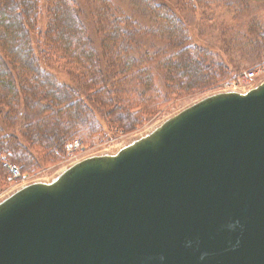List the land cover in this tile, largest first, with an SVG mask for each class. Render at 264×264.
Returning <instances> with one entry per match:
<instances>
[{"label":"water","instance_id":"obj_1","mask_svg":"<svg viewBox=\"0 0 264 264\" xmlns=\"http://www.w3.org/2000/svg\"><path fill=\"white\" fill-rule=\"evenodd\" d=\"M0 264H264V79L17 189Z\"/></svg>","mask_w":264,"mask_h":264},{"label":"trees","instance_id":"obj_2","mask_svg":"<svg viewBox=\"0 0 264 264\" xmlns=\"http://www.w3.org/2000/svg\"><path fill=\"white\" fill-rule=\"evenodd\" d=\"M50 1L44 41L74 59L86 73L75 78V85L60 83L43 70L37 38L32 36L37 34L42 0H0V167L5 175L4 158L30 170L41 164L40 155L53 157L65 149V144L75 139L73 134H79V139L97 131L99 122L81 96L88 90L99 94L97 105L106 107L111 117L131 126L137 122L136 115L128 113L130 106L134 103V111L137 100L149 104L157 91L153 85L155 63L177 88L206 83L217 74L220 65L205 64L201 47L189 43L183 20L162 0H140L164 27H170L165 30L170 41L157 53L140 47L146 26L120 8L106 4L100 12L97 9L94 15L100 20L93 28L86 22L88 15L81 0ZM131 78L136 83L129 82ZM21 104L25 111L39 107L47 116L35 122L23 120L26 125L20 131L10 132L11 122L28 114Z\"/></svg>","mask_w":264,"mask_h":264},{"label":"rangeland","instance_id":"obj_3","mask_svg":"<svg viewBox=\"0 0 264 264\" xmlns=\"http://www.w3.org/2000/svg\"><path fill=\"white\" fill-rule=\"evenodd\" d=\"M162 1L175 10L183 20L186 32L190 37L189 43L193 47H201L200 51L203 53L200 57L203 61H207L205 64L220 65L216 69L217 74L206 83L197 82L188 89L177 88L174 86L175 83L167 81L164 76L166 74L162 72L163 69L158 68L155 63L153 85L157 91L152 98H149V100L151 99L149 104L144 103L145 105H143L140 100H137L136 109L139 108L138 111H135L136 109L133 111L134 103L130 106L132 108H127L128 113L136 115L137 123L134 122L131 126L121 122L118 118L111 117L106 107L97 105V100H100L99 94L96 91L88 90L81 96L85 98L89 109L92 110V117L99 122L97 131L91 132L87 136L81 135L79 139L82 140V147L73 153L67 151V142L65 149L55 153L53 157L40 155L38 160L41 164L30 170L22 169L21 166L12 163L8 158H4L3 166L6 162L17 165L22 176L17 180L9 181L7 179L9 171L5 175V171L0 167V201L29 183L51 181L63 170L84 158L116 153L123 146L149 133L169 117L206 96L231 90L246 92L262 82L264 71L259 72L258 70L264 66V0ZM40 3L37 34H32V36L34 40L37 38L35 46L42 68L54 75L60 83L76 85L75 78L78 76L80 78L86 72L81 67L79 68L80 65L74 59H69L61 50H54V46L44 41V34L47 31L50 18L48 6L51 5V1L42 0ZM81 4L88 15L86 22L91 23L93 28V24L100 20L98 15H94V12L96 14L97 9L100 12L102 6L105 7L106 4L108 8L113 9L114 6L117 10L120 8L124 15L133 16L134 19L146 26L145 36L140 44V47L146 48V51L153 49L154 53H157L156 50H162L170 41V34L165 32L168 28L162 25L163 21L161 20V22L147 11L140 0H81ZM169 30L170 27L167 31ZM191 52L194 51L191 50ZM154 53L153 57L156 59ZM253 71L255 74L251 75ZM129 82L133 84L136 83V80L131 78ZM22 106L24 105L21 104V108ZM26 111L28 112L27 116L18 117L19 119H14L11 122L12 125L8 129L10 132L20 131V128L26 125L23 120L35 122L38 118L47 116L39 107H34V109L31 107ZM26 111L23 110L24 113ZM137 117L139 118L137 119ZM94 124L97 125L95 122ZM26 128H24V133ZM19 134L21 137L23 136V134ZM73 135H75V139L79 137L77 133ZM31 150L37 154L41 153L37 148Z\"/></svg>","mask_w":264,"mask_h":264},{"label":"built area","instance_id":"obj_4","mask_svg":"<svg viewBox=\"0 0 264 264\" xmlns=\"http://www.w3.org/2000/svg\"><path fill=\"white\" fill-rule=\"evenodd\" d=\"M262 69V70H261ZM259 72H263L264 71V66L263 68H260L258 70ZM255 72H251V75H254ZM251 78V77H250ZM82 147V140L81 139H73L72 141H69L66 144V149L69 153H73L77 150H79ZM4 166L8 169L9 171V175H8V180L9 181H13V180H17L18 178H20L22 175L20 174V171L17 167V165L15 164H10V163H5Z\"/></svg>","mask_w":264,"mask_h":264}]
</instances>
